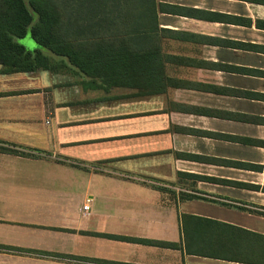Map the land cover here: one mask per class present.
I'll return each instance as SVG.
<instances>
[{
  "label": "crops",
  "instance_id": "1",
  "mask_svg": "<svg viewBox=\"0 0 264 264\" xmlns=\"http://www.w3.org/2000/svg\"><path fill=\"white\" fill-rule=\"evenodd\" d=\"M151 10L93 74L0 64V264H264V0Z\"/></svg>",
  "mask_w": 264,
  "mask_h": 264
},
{
  "label": "trees",
  "instance_id": "2",
  "mask_svg": "<svg viewBox=\"0 0 264 264\" xmlns=\"http://www.w3.org/2000/svg\"><path fill=\"white\" fill-rule=\"evenodd\" d=\"M151 4L152 0H0V64L8 72L54 70L59 65L43 54L49 52L93 74L90 66L98 56H113V42L143 39L139 36L145 28L152 29ZM28 30L40 50L30 52L16 42Z\"/></svg>",
  "mask_w": 264,
  "mask_h": 264
},
{
  "label": "rangeland",
  "instance_id": "3",
  "mask_svg": "<svg viewBox=\"0 0 264 264\" xmlns=\"http://www.w3.org/2000/svg\"><path fill=\"white\" fill-rule=\"evenodd\" d=\"M16 42L23 46L25 50L33 52L34 49H41L35 42L34 40L31 38L30 36V31L28 30L27 33L24 35L23 38H20L18 40H16Z\"/></svg>",
  "mask_w": 264,
  "mask_h": 264
},
{
  "label": "built area",
  "instance_id": "4",
  "mask_svg": "<svg viewBox=\"0 0 264 264\" xmlns=\"http://www.w3.org/2000/svg\"><path fill=\"white\" fill-rule=\"evenodd\" d=\"M87 209V207H84V210H86Z\"/></svg>",
  "mask_w": 264,
  "mask_h": 264
}]
</instances>
